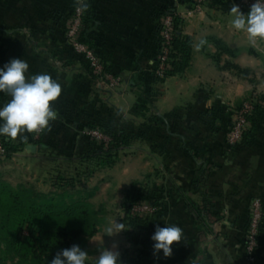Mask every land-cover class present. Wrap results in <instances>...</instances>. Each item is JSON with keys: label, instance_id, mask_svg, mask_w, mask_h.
<instances>
[{"label": "crops", "instance_id": "0c3cea01", "mask_svg": "<svg viewBox=\"0 0 264 264\" xmlns=\"http://www.w3.org/2000/svg\"><path fill=\"white\" fill-rule=\"evenodd\" d=\"M8 1L6 5L14 8L10 21L14 24L17 38L22 37V45L17 49L13 45L9 50L13 54L5 59L1 57L0 67L10 59H23L29 65L28 75L25 73L27 77L31 72L46 73L62 87L60 97L50 102L57 112V119L50 121L44 136L58 138L70 132L73 136H80L78 126L82 122L99 118L106 121L113 117L112 99L118 102V109L124 111V117L128 113L139 120L136 112L140 100L132 82H148L155 53L153 13L162 6L176 7L175 10L182 16L181 32L190 40V58L184 73L166 78L160 86V95L151 100L157 111V107L168 111L177 107L171 112L184 111L196 118L198 113L209 110L213 105L217 108L224 103L241 101L253 91L250 79L256 72L264 73V47L262 51H256L257 44L264 45V39L250 41L246 32L236 30L232 25L234 16L231 9L236 0H228L225 7L219 10L210 9L207 3L196 9L189 0H92L96 24L91 38L96 42L95 50L108 66L106 75L120 78L122 82L111 98L104 88H99V92L96 90L98 80H92L82 68L86 63L82 57L72 56L71 60L63 45L65 39L62 33L54 32L53 36L48 37L42 28L48 11L61 15L68 12L69 0ZM21 7L25 10H21ZM224 61L230 63L231 71L239 72L242 68L248 70L249 75L241 79L234 72L232 75L225 74L218 65ZM213 85L220 88L230 86V91L225 93L223 89L222 93L217 88L214 98L212 94L205 95V88ZM172 88L175 90L172 91ZM180 91H188L190 95L185 109L169 101L176 98ZM3 93L8 103L11 97ZM119 120H123V117ZM196 124L186 130L185 135L198 141L197 148L202 153L205 150L206 156L214 158L216 163L207 189L212 203L211 224L197 223L186 206V200L197 203L201 199L192 191L196 166L200 161L188 157L176 146L169 145L170 150L166 151L157 145L162 153L167 154L170 173L162 186L158 182L153 184L166 191H161L163 217L152 227L150 237L156 226L176 225L182 229V241L174 242L172 254L165 257L162 250L159 254L154 253V242L151 240L146 245L151 249L143 252L144 255H140L135 264H250L244 259L242 242L248 202L258 196L264 197V120L258 119L245 146L232 149L227 145L225 128L218 131V128L205 129L199 122ZM21 135L26 139H21ZM17 138L32 144L29 132L18 133ZM63 143L51 144L47 150L60 151ZM16 156L30 161L27 155L19 153ZM4 165L0 162V171ZM6 168L3 171H9L8 163ZM252 264H264V238L258 257Z\"/></svg>", "mask_w": 264, "mask_h": 264}, {"label": "rangeland", "instance_id": "374dc122", "mask_svg": "<svg viewBox=\"0 0 264 264\" xmlns=\"http://www.w3.org/2000/svg\"><path fill=\"white\" fill-rule=\"evenodd\" d=\"M1 2L0 58L2 57L5 59L8 55L13 54L9 53L13 45L16 46V49L22 45V37L17 38L18 35L17 32L14 31V24L10 21L11 17L14 15V13H12L14 8H9V6L6 5V3L9 2L8 0H2ZM194 2L196 9L202 7L206 3V1L199 2V0H195ZM21 10L25 9L21 7ZM176 14L181 19L182 16L177 13V11ZM56 16V13L52 11H48L46 15V21L42 28H44L48 37L49 35L53 36L54 32H59V28L62 27ZM75 19L76 17L74 16V18L69 21L68 30L65 36H63L66 38V42L70 47L76 42L73 34H71V32H73ZM263 47L264 45L257 44L256 51H262ZM21 56L23 57V54ZM1 61L2 60H0V62ZM218 65L221 66L220 68H222L225 74L228 73L230 75L234 72L236 75H239L241 79H244V77H246L245 75L248 74V70L242 68L239 72L234 70L231 71L227 68V65H230V63L226 61ZM258 66L260 65H257V67ZM37 72L38 71L31 72L32 74L28 77L36 74L38 75L39 73ZM94 72L98 76L96 90L99 92V88H104L105 92H108L106 94L113 98L112 96L116 94V90L119 89L122 83L120 78L102 74V71L94 70ZM27 75L26 78H28ZM228 83H230V80ZM228 83L225 82V84ZM250 86L253 88V91L244 97V99L223 104L229 107L231 111L237 112L236 116H230L232 118V126L228 127V131L226 129L227 127L225 128L227 132V141L230 144L236 143L237 138L241 137L242 130L250 123L246 115L248 116V114L253 111L255 113L256 122L259 118L264 120V73L256 72L253 79H250ZM217 88L219 89L220 86L213 85V87H206L204 94H212L214 98L217 93ZM223 89L226 93V91H230V86H228V88H222L221 86L219 91L222 92ZM174 90L175 89L172 91ZM184 91H180V94H176V98L169 100L180 106L181 109L187 108L186 102L190 96L188 91L187 93H184ZM219 94L218 92V96H220ZM110 104L112 106V119L114 121L117 119L119 120L122 116L123 120H120L119 123L126 124V122H134L138 125V123H136L138 120L133 119L128 113L126 117H124V111L118 109L119 104L118 102L115 103V99H112V103ZM213 107H215V105H213L212 108ZM159 108L160 107H157L158 111L155 108L156 112L163 115L165 112L176 110L177 107L169 109L170 111L161 110ZM121 112L122 114H120ZM223 114L224 117H227L228 111L224 110ZM219 122V120L214 121V126H219ZM134 123L132 126L135 128L136 125ZM81 124L84 126L81 128L80 134L97 141H109V137L103 135L101 130L92 129V127L88 126V124L92 126L91 121L89 122L86 120V122H82ZM41 132H34V139H41L42 142L49 143L50 146H52L51 144L56 145V143L64 141L61 145V150L42 151L33 144H26L25 147L27 145L35 146V151L31 154H27L24 147L22 151L13 153L9 158H6L5 154L4 156H0V162L5 164L0 171V192L3 193L2 195L4 197L10 193L20 196V199H22L20 202L23 204L21 208H17L15 212L11 214L9 221L2 222V225H0V227L4 226L3 230L0 231V259H3L5 264H23L20 260L21 250L16 252L15 249H8L7 245L9 247L10 244L17 243V246L24 248L28 244L31 245L33 243L31 241L39 237L42 232L50 235L51 232L55 231L51 228H81L80 226L82 224L83 231L81 235L74 240V244L79 245L88 252L87 264H95L96 259L100 255V251L104 248L118 251L119 259L126 257L127 261L136 259L137 262L138 259H140V255H144L143 252L151 248L150 246L146 247V245L142 243L141 238L137 239L136 237L132 239L127 234L128 229L123 223L126 193L131 189L133 184L152 186L158 182L157 184L162 186L164 181L169 179L168 175L170 173V168H168L169 165H167L166 162L168 159L166 157L167 154L162 153L158 149L156 137L151 136V140L136 141L132 145L122 148L115 157L109 159V162H112L111 164L96 166L95 163L79 164L76 154L85 149V144L80 136H73L70 132L69 135L63 134L55 138L49 135L41 136ZM68 149L73 156V162L70 164L64 162L65 156L68 155L65 154ZM19 153L29 156L30 161L17 157L16 155ZM7 163L9 165V171H3L7 169ZM59 178H64V180L70 182H62ZM161 190L166 191L163 187ZM259 199L261 198L258 196L255 197L253 201ZM29 202L35 206L46 208V215L49 214L43 217L41 214L27 209ZM66 205H77L81 210L79 209L76 211V215H73L74 218H65L63 215L59 214V212H62ZM82 210L88 213L86 220L83 221L84 223L81 221V218L84 216V211L82 212ZM151 210L152 209L146 205H135L131 209L132 212L140 214L154 212V210ZM116 222L122 223V227L125 230L113 234L110 229L115 231L120 230L116 227ZM148 234L146 240L151 241V239H149L151 238L150 233ZM22 243L25 244L21 245ZM242 243L244 259L252 264L247 258L246 243L244 240ZM257 257L258 256H256V258Z\"/></svg>", "mask_w": 264, "mask_h": 264}, {"label": "trees", "instance_id": "16d2710c", "mask_svg": "<svg viewBox=\"0 0 264 264\" xmlns=\"http://www.w3.org/2000/svg\"><path fill=\"white\" fill-rule=\"evenodd\" d=\"M92 0H86V4L83 8L82 20L78 29V32L75 36V41L92 50L94 55L97 57L102 66V74L109 72L108 66L104 62L103 58L96 52V42L91 38L92 30L95 27V15L92 12ZM195 0H189V3L195 4ZM228 0H206V3L210 9H223ZM205 3V4H206ZM76 9V4L74 0H69V9L66 14H56L58 21H60L62 27L59 28V32L65 36L68 30V23L74 18ZM250 9H242L241 12L245 15L248 14ZM173 16L172 21V40L170 46V58L169 63L167 64L165 71L162 76L155 75V69L158 65L159 57V48L162 45L161 38V29H162V19L166 15ZM153 21L155 24L154 31V45L155 53L152 58V67L148 73V82H132L133 88L137 91L140 104L136 115L138 121L135 124L134 122H126V124L119 123L120 120L114 121L112 118L104 121V119H97L91 121L90 126L92 129H99L103 135L109 137V141H97L90 137H85L81 134L80 137L85 144V149L76 154L79 164H88L95 163L96 166H102L106 164H111L109 159L115 157V155L122 150V148L132 145L136 141L142 140H151V136L156 137V145L161 146L166 151L170 146H176L178 149L183 151L188 157L195 159V161H200V164L196 166V177L192 182L193 193L198 194L201 199L200 202H195L193 200H186V206L188 212L194 218L197 223L211 224L210 218L212 215V203L210 201L208 189V180L211 177L212 170L215 168V159L207 157L208 154L203 151V153L197 148V143L195 139L187 137L185 131L189 130L193 126H196V122H199V125L205 129H217L218 131L224 128L232 126V115H237V112L231 111L229 107L221 105L217 108L213 107L205 112L197 114V117L188 116V113L184 111H174L163 116H158L153 103L151 100H154L160 95V86L163 84L164 80L168 77L180 75L186 70L189 58H190V40L188 37L184 36L181 32L182 20L176 16V10L173 6H162L154 11ZM63 43L66 51L68 52L71 58L82 57L86 62L82 65V68L85 69V72L90 76L94 81L98 80V76L95 74L94 70L91 68L89 62L85 59L83 55L77 54L72 47H70L66 38ZM227 68L231 70V65H227ZM234 69H237L234 67ZM240 71V70H239ZM6 94L0 92V107H3L6 102L4 97ZM260 107V106H258ZM224 110L228 111V116L224 117ZM255 113L252 111L248 116L246 115L247 120L250 121L248 128L246 127L242 130L240 140L234 144H230L227 141L229 148H239L245 146V144L250 140L252 131L256 125ZM231 116V117H230ZM219 120V126H214V121ZM90 122V121H89ZM135 124L134 128L132 124ZM84 126V125H83ZM79 125L78 128H83ZM167 128V130H166ZM49 129V128H48ZM45 129L41 132V136H44V133L48 130ZM42 138V137H41ZM30 143L38 147L39 150L46 151L49 148V143L42 142L41 139H34V132L30 133ZM0 142L5 151V157L9 158L13 153L20 152L23 150L27 143L22 142L17 137L15 139L9 138L6 136H0ZM69 152V153H68ZM68 154L64 158V162L70 164L73 162L72 153L70 150H67ZM207 154V156H206ZM60 181H66L64 178H59ZM162 190L157 186H140L133 184L131 189L126 193V206H125V216L123 218L124 226L128 229L127 234L129 237L141 238L144 245H149V241L146 240L148 233L151 232L152 227L157 223L158 219H161L164 214V206L162 199ZM3 193L0 192V220L2 222L9 221L11 214L15 212L17 208H21L23 205L20 200L21 197L15 194H8L3 196ZM264 200L263 196H259ZM252 198L247 205V223L244 230L243 240L245 241V236L248 233V223L250 219L249 215V205ZM135 205H146L147 207L154 210L152 213L140 214L132 212L131 209ZM75 206V207H74ZM66 205L62 212L59 214L63 215L65 218H74L73 215H76L77 210H81L77 205ZM33 212L41 214V216L46 215V208L41 206H35L29 202L28 208ZM85 209V208H84ZM84 210H82L83 212ZM49 214V213H48ZM47 214V215H48ZM46 215V216H47ZM84 216L81 218L82 223L86 220L88 213L84 211ZM4 226L0 227V231L3 230ZM81 228L76 227H55L51 228L55 230L50 233V235L42 232L39 237L31 245L28 244L26 247H19L16 244H10L8 249H15L16 252L21 250L20 260L23 264H50V261L56 256L58 252L65 248H70L74 245V240L78 238L83 229L82 224ZM209 229V227H208ZM264 238V227L259 228L258 232V245L261 247L262 240ZM25 243H22L23 245ZM76 245V244H75ZM28 248V249H27ZM29 255V256H28ZM29 257V258H28ZM120 264H135L136 259H131L127 261V258H121ZM0 264H5L3 259H0Z\"/></svg>", "mask_w": 264, "mask_h": 264}, {"label": "clouds", "instance_id": "9594fccd", "mask_svg": "<svg viewBox=\"0 0 264 264\" xmlns=\"http://www.w3.org/2000/svg\"><path fill=\"white\" fill-rule=\"evenodd\" d=\"M232 25L236 30L247 33L250 41L264 39V0H256L247 15L238 6H233ZM29 65L23 59H12L0 67V92H6L10 101L0 107V136L15 139L18 133L41 132L48 129L50 121L57 119V112L50 102H55L61 95L62 87L49 74H38L26 78ZM21 139H26L21 135ZM119 233L122 223L116 222ZM182 229L176 225L156 226L151 236L155 254L162 250L165 257L172 254L174 242L182 241ZM88 252L79 245H72L58 252L50 264H87ZM95 264H120L119 252L108 248L100 251Z\"/></svg>", "mask_w": 264, "mask_h": 264}, {"label": "built area", "instance_id": "2783aa9c", "mask_svg": "<svg viewBox=\"0 0 264 264\" xmlns=\"http://www.w3.org/2000/svg\"><path fill=\"white\" fill-rule=\"evenodd\" d=\"M200 1L204 2L206 0H199V2ZM74 2L76 4V9L74 14L76 19L74 20V28L71 34H73V37L75 38L82 20L81 18L83 15V8L86 4V0H74ZM255 2L256 0H236L235 6H238L241 11L242 9H250ZM172 21H173V16L169 14L162 19V23H161L162 45L159 48L158 65L157 68L155 69V75L157 76L163 75L165 68L169 63L170 46H171L172 33H173ZM72 48L77 54L83 55L85 57V59L89 62L92 69H94L95 71H102L101 63L94 55L92 50L76 42L72 45ZM239 140L240 137L237 138L236 142H238ZM4 154L5 151L0 142V156H4ZM252 201L249 205L250 219L248 223V233L245 236L247 258L248 261H250L251 263H253L254 260L256 259V256H258V252L260 248L257 241L259 228L264 227V200L259 199L253 202Z\"/></svg>", "mask_w": 264, "mask_h": 264}, {"label": "water", "instance_id": "95a60500", "mask_svg": "<svg viewBox=\"0 0 264 264\" xmlns=\"http://www.w3.org/2000/svg\"><path fill=\"white\" fill-rule=\"evenodd\" d=\"M35 146H33V145H30V146H27L26 148H25V152L27 153V154H31V153H33L34 151H35Z\"/></svg>", "mask_w": 264, "mask_h": 264}]
</instances>
